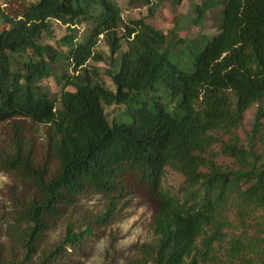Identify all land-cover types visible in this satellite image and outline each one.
Returning a JSON list of instances; mask_svg holds the SVG:
<instances>
[{"label":"trees","instance_id":"obj_1","mask_svg":"<svg viewBox=\"0 0 264 264\" xmlns=\"http://www.w3.org/2000/svg\"><path fill=\"white\" fill-rule=\"evenodd\" d=\"M218 8L216 34L173 43L176 36L144 19L125 24L116 0H0V124L47 125L49 154L59 163L46 180L32 150L15 143L7 168L32 178L40 198L10 226L20 257L6 258L1 247L0 264H71L93 228L70 219L62 241L42 250L53 222L87 190L122 191L127 176L158 200L155 241L131 264H264V0H201L194 24ZM84 22L90 29L80 37L75 29ZM57 24L70 34L44 44ZM100 37L114 88L87 69L91 59L103 61L95 52ZM49 79L61 85L58 96L43 85ZM112 106L124 110L110 122L105 107Z\"/></svg>","mask_w":264,"mask_h":264},{"label":"rangeland","instance_id":"obj_2","mask_svg":"<svg viewBox=\"0 0 264 264\" xmlns=\"http://www.w3.org/2000/svg\"><path fill=\"white\" fill-rule=\"evenodd\" d=\"M131 1L116 0L125 24L132 20L144 19L165 34L176 36L173 43L177 42V37L191 41L201 35L212 36L218 31L221 8L208 12L201 26L194 24V4L201 0H184L177 5L174 0L159 4L152 0V5ZM16 8L17 3L13 2V5L8 7V13L12 14ZM89 29V24L84 22L75 30L78 36L83 37ZM69 34L65 26L57 24L52 35L43 37V43L56 42ZM123 47L126 48L124 43ZM95 52L103 57V61L91 59L87 69L90 73L99 74H93L95 80H103L109 87L114 88L107 75L110 51L102 37ZM43 85L52 97L59 95L61 85L54 79L45 81ZM123 110L120 106L105 107L110 122ZM257 112L256 105L248 113L244 135L250 131ZM48 128L47 125H39L21 118L0 124V248L5 249L6 258L20 257V252L14 247L10 235L14 216L21 213V209L26 208L32 200L40 198L33 179L22 169H8L6 160L14 154L15 143L21 139L25 146L32 150V165L40 170L46 168V180L55 177L59 171V163L49 154ZM178 182V176H169L170 186H175ZM121 186L122 191L115 192L112 197L106 193L87 190L75 198L71 205L64 209L62 217L53 222L51 230L44 237L42 250L51 249L62 241L66 224L71 219L81 226V230L91 226L94 232L80 252H73L68 257L71 264H131L141 258V250L155 241L153 222L158 200L150 187L138 177L127 176L121 181ZM112 200L115 203L112 212L104 223H100L99 219L111 208Z\"/></svg>","mask_w":264,"mask_h":264}]
</instances>
